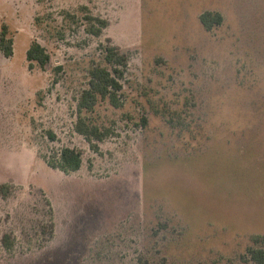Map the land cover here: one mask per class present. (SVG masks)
<instances>
[{
	"label": "rangeland",
	"instance_id": "374dc122",
	"mask_svg": "<svg viewBox=\"0 0 264 264\" xmlns=\"http://www.w3.org/2000/svg\"><path fill=\"white\" fill-rule=\"evenodd\" d=\"M205 12L222 16L212 31ZM90 17L108 21L100 36ZM4 24L14 55L0 56V264H256L264 0H0ZM33 42L45 67L27 59ZM108 46L127 57L120 74ZM96 66L123 88L121 106L84 114L107 131L90 142L77 106ZM66 147L79 170L54 166Z\"/></svg>",
	"mask_w": 264,
	"mask_h": 264
},
{
	"label": "trees",
	"instance_id": "16d2710c",
	"mask_svg": "<svg viewBox=\"0 0 264 264\" xmlns=\"http://www.w3.org/2000/svg\"><path fill=\"white\" fill-rule=\"evenodd\" d=\"M99 27L92 25L90 32L96 36H100L103 29L107 27L108 21L98 17H90ZM202 25L207 31H212L216 25L221 24L222 16L212 12H205L200 16ZM106 61L114 65V72L120 74L118 67L127 65L126 55L116 46L105 47ZM14 55V39L10 36V28L7 24L2 26L0 30V56L10 58ZM27 59L30 63L36 62L40 66L45 67L50 62V55L45 48L38 42H33L27 51ZM122 85L116 78L114 73L103 66H96L90 71L89 87L85 89L80 96L77 111L78 121L76 123V131L88 138L92 142L93 137L96 140H103L107 136V131H101L98 126L89 124L84 118V114L93 111L98 103L102 100H109L115 107L121 106L119 92ZM51 138L55 139V135L51 133ZM94 148H98L93 144ZM83 163L82 154L70 147L63 148L60 153L59 161L54 165L65 173L74 172L81 168ZM2 189V188H1ZM251 258L256 264H264V248L250 250ZM138 264H156L150 262L145 256L138 258Z\"/></svg>",
	"mask_w": 264,
	"mask_h": 264
}]
</instances>
